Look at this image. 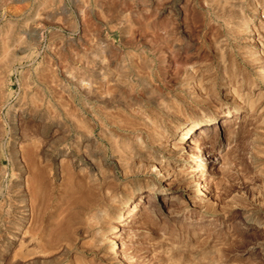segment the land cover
Wrapping results in <instances>:
<instances>
[{
    "label": "rangeland",
    "instance_id": "1",
    "mask_svg": "<svg viewBox=\"0 0 264 264\" xmlns=\"http://www.w3.org/2000/svg\"><path fill=\"white\" fill-rule=\"evenodd\" d=\"M263 2L0 0V264H264Z\"/></svg>",
    "mask_w": 264,
    "mask_h": 264
},
{
    "label": "bare ground",
    "instance_id": "2",
    "mask_svg": "<svg viewBox=\"0 0 264 264\" xmlns=\"http://www.w3.org/2000/svg\"><path fill=\"white\" fill-rule=\"evenodd\" d=\"M224 2H225V0H224ZM264 3V2H263ZM234 6V5H233ZM258 8V7H257ZM254 9H256V8H254ZM257 11V10H256ZM261 12H262V10H261ZM254 13V12H253ZM238 18V17H237ZM236 19V18H235ZM244 19V18H243ZM249 19V18H248ZM239 21V20H238ZM241 22V21H240ZM242 24V23H241ZM247 24V23H246ZM245 25V24H244ZM250 25V24H249ZM246 26V25H245ZM245 29V28H244ZM243 29V30H244ZM251 29H253V28H251ZM264 37V36H263ZM250 38V37H249ZM247 39H245V41H246ZM262 43H264V40L262 41ZM262 45V44H261ZM253 48V47H252ZM257 48V47H256ZM251 50V49H250ZM255 51H257V50H255ZM262 51V50H261ZM244 53V52H243ZM262 53V52H261ZM246 54V53H245ZM248 54H249V52H248ZM254 54H255V52H254ZM251 56V55H250ZM264 56V55H263ZM255 58V57H254ZM262 59H263V57H262ZM261 59V60H262ZM246 60V59H245ZM258 60H260V59H258ZM250 62V61H249ZM252 62H253V60H252ZM261 62H263V61H261ZM245 63V62H244ZM256 63H257V61H256ZM253 64V63H252ZM263 65V64H262ZM261 65V66H262ZM249 66V65H248ZM252 66V65H251ZM261 68V67H260ZM258 69V68H257ZM259 70V69H258ZM261 70V74L262 75H264V67H263V69L261 68L260 69ZM256 71V70H255ZM222 74V73H221ZM233 75V74H232ZM239 76V75H238ZM241 76V75H240ZM260 76V75H259ZM234 78V77H233ZM241 78V77H240ZM256 78H257V76H256ZM236 80V79H235ZM241 80H243V79H241ZM264 80V79H263ZM244 81V80H243ZM236 82V81H235ZM245 82V81H244ZM248 82V81H247ZM255 82V81H254ZM191 83H193V82H191ZM249 83V82H248ZM186 84V83H185ZM184 84V85H185ZM190 84V83H189ZM246 84V83H245ZM254 84V83H253ZM232 85V84H231ZM240 85V84H239ZM242 85V84H241ZM187 86V85H186ZM233 86V85H232ZM237 86V85H236ZM248 86H250L249 84H248ZM189 87V86H188ZM193 87H195V86H193ZM231 87V86H230ZM251 87V86H250ZM254 87V86H253ZM190 88V87H189ZM192 88V87H191ZM190 88V89H191ZM254 89V88H253ZM256 89V88H255ZM193 90V89H192ZM252 90V89H251ZM192 92V91H191ZM227 92V91H226ZM231 92H232V90H231ZM236 92V91H235ZM242 92V91H241ZM246 92H248L249 93V91H246ZM237 93V92H236ZM244 93H245V91H244ZM262 93V92H261ZM260 93V94H261ZM99 94V93H98ZM230 94V93H229ZM259 94V93H258ZM232 95V94H231ZM233 95H235V94H233ZM241 95V94H240ZM251 95H253V94H251ZM257 95V94H256ZM229 96V95H228ZM238 96H236L235 97V99L237 98ZM241 97V96H240ZM246 97V96H245ZM241 99V98H240ZM240 99H239V101H240ZM249 99V98H248ZM247 99V100H248ZM254 99H255V97H254ZM256 99H257V97H256ZM252 100V99H251ZM250 100H248V102H249ZM251 102V101H250ZM255 102V101H254ZM237 103V102H236ZM242 103V102H241ZM246 104V103H245ZM254 106V105H253ZM248 107V106H247ZM246 107V108H247ZM252 108V107H251ZM244 109V108H243ZM248 109V108H247ZM253 109V108H252ZM262 110V109H261ZM248 111V110H247ZM261 112V111H260ZM229 114V113H228ZM228 114H227V116H228ZM213 121V120H212ZM217 121V120H216ZM227 122V121H226ZM193 123V122H192ZM213 123V122H212ZM196 125H198V124H196ZM195 125V126H196ZM203 125V124H202ZM200 126V125H199ZM210 126H211V121H207V122H205V125L203 126V127H198L197 129V140H199V139H205L206 138V136H207V133L209 132V130H210ZM195 128V127H194ZM188 130V129H187ZM191 130V129H190ZM186 132V131H185ZM184 134V133H183ZM188 135V134H187ZM180 137H182V135H180ZM188 137V136H187ZM179 140V139H178ZM181 140V139H180ZM189 141V140H188ZM191 141V140H190ZM189 141V142H190ZM197 142V141H196ZM200 142V141H199ZM185 143V142H184ZM183 143V144H184ZM193 143L195 144V142L194 141H191L190 143H188L187 142V144L186 145H184V148H186L187 149V154H188V159H189V161L190 160H194L195 159V154H194V150L192 151H188V147H191V146H193ZM185 150V149H184ZM186 154V155H187ZM187 158V157H186ZM198 160V159H197ZM195 162V161H194ZM193 164V163H192ZM197 181V180H196ZM198 182V181H197ZM198 184V183H197ZM196 185V184H195ZM202 186V185H201ZM203 187V186H202ZM156 191V190H155ZM159 192V191H158ZM151 193H154V192H151ZM160 194L161 195H163V194H165V192H160ZM154 194H152V196H153ZM207 191H206V189H205V187L204 188H201L200 190H199V193H198V197H197V199H199V200H201V199H203V198H205V197H207ZM169 197V196H168ZM137 205H139V204H135L134 203V205H133V207H132V210H135L136 209V207H137ZM126 208V207H125ZM120 211V216H121V213H123V211L124 210H122V208H121V210H119ZM134 212V211H133ZM133 212H129L128 214H126V218H129V220L127 221V223H130L131 221L133 222V219H135V218H133L132 217V219L129 217L130 215H132V214H130V213H133ZM118 213V212H117ZM119 216V217H120ZM116 219V218H115ZM137 219V218H136ZM258 228V227H257ZM122 243V242H121ZM122 248H123V246L121 245V244H119V242H117V241H115V240H113L112 242H110V244H109V248H108V253L110 254V256L112 255V256H114V257H117V256H119V255H122L121 253H123L122 252Z\"/></svg>",
    "mask_w": 264,
    "mask_h": 264
}]
</instances>
